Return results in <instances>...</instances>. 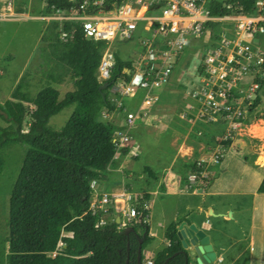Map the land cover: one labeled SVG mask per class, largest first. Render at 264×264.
<instances>
[{"label":"trees","instance_id":"trees-1","mask_svg":"<svg viewBox=\"0 0 264 264\" xmlns=\"http://www.w3.org/2000/svg\"><path fill=\"white\" fill-rule=\"evenodd\" d=\"M42 1L46 14L53 9L69 10L75 6L68 0ZM125 1L104 0L103 7L113 10ZM256 1L210 0L208 8L214 16L247 15ZM95 10L96 7L89 8L91 12ZM210 26L212 29L218 27L214 23ZM61 33L68 35L66 41L61 40ZM40 42L42 63L53 64L48 79L60 84L62 77L68 75L74 88L61 98L56 87L46 85L31 96L29 74L26 73L15 86L11 99L0 103V120L6 124L0 125V151L15 144L26 146L8 199L6 264H125L127 258L128 264H137L139 247L141 264L146 261L192 264L188 251L182 248L177 237L179 224L183 221L190 224L185 218L168 225L165 230L167 245L153 259L145 260L143 252L153 242L148 224L143 222L149 214L145 207L149 195L135 203L139 214L128 226L134 231L128 236L125 228H119L114 222L100 226L102 212L98 215L90 212L94 194L92 184L105 178L113 162L116 151L112 139L119 129L113 123L100 121L99 115L103 109L117 110L110 101L111 85L120 78L129 79L124 70L132 68V61L123 60L116 52L108 80L110 85L99 91L102 83L97 77L98 69L108 43L85 38L77 22H50ZM262 69L264 71V63ZM25 104L34 108L28 110ZM254 105H259L258 98ZM70 107L73 110L65 124L58 129L52 128L51 118ZM27 115L28 130L24 132ZM145 171L150 175L148 169ZM2 172L0 157V175ZM257 193L264 195V177Z\"/></svg>","mask_w":264,"mask_h":264},{"label":"built area","instance_id":"built-area-1","mask_svg":"<svg viewBox=\"0 0 264 264\" xmlns=\"http://www.w3.org/2000/svg\"><path fill=\"white\" fill-rule=\"evenodd\" d=\"M68 1L75 6L69 10L53 9L44 19L58 23H80L85 38L108 43L98 69L100 83L110 79L116 53L113 44L131 41L139 33L141 36L135 58L131 60L132 68L124 70L129 79L116 80L110 89L111 103L121 108L125 116L123 126L113 134L112 143L116 153L130 145V131L137 119L147 116L145 109L127 111L123 101L143 91V104L145 108L151 107L156 100L155 91L174 82L175 69L186 54L190 42L200 39L202 35L206 43L200 57L204 85L192 96L197 104L194 115L206 122L215 121L218 116L231 119L237 130L241 121L250 114L248 109L255 102L251 101L260 88L257 81L261 80L257 75L264 73L263 1H256L253 10L247 15L228 16L212 15L208 8L210 0H126L113 10L102 7L104 0L99 3L94 0ZM90 7H96V10L91 12ZM3 8L5 13L12 12L13 1L7 0ZM10 17V14L0 16ZM212 23L217 26L223 24L227 29L211 39ZM145 29L148 31L146 34ZM67 38L66 33H61V40L66 41ZM191 115V111H185L181 118ZM197 166L200 167L201 162H197ZM198 175H202L200 168ZM198 175H190L189 184L195 182ZM110 197L103 194L99 200L91 202L92 215L102 212L100 226L107 224L106 206L112 204L113 212L117 210L115 198ZM121 198L123 205L118 211H125L130 225L139 214L135 203L143 198L131 193H123ZM146 220L147 217L143 222ZM146 264L151 262L146 261Z\"/></svg>","mask_w":264,"mask_h":264},{"label":"crops","instance_id":"crops-1","mask_svg":"<svg viewBox=\"0 0 264 264\" xmlns=\"http://www.w3.org/2000/svg\"><path fill=\"white\" fill-rule=\"evenodd\" d=\"M6 1H2L0 16L10 14L12 17L0 18V61L4 56H11V61L14 60L10 47L16 38L21 45L30 46L31 53L29 55L31 56L41 43V36L47 26L44 19L47 14L44 17L39 16L40 10L45 9V3L42 0H37L35 5L33 4L34 0H12V12L5 13L3 7ZM147 32L145 29L144 34ZM28 63L29 61L27 65ZM25 68L17 76L19 79ZM176 69L173 85L181 84L187 88L193 83L189 82L190 80L186 82V76L191 72H189L190 67L184 66V62L180 66L178 63ZM170 85L155 91L156 100L149 108H145L143 104L145 95L143 91H138L135 97L123 101L124 106L131 109L129 111L145 109L147 116L137 119L130 131V145L115 154L113 162L107 168L105 178L92 184L94 190L92 200H99L103 194H107L115 198V204H117L122 200L119 196L127 190L134 196L142 198L146 195L150 196L147 202L149 214L146 223L153 242L143 252L145 260L153 259L167 245L165 230L168 225L179 218H185L209 237V243L215 254V261L209 264H264V212H260L254 205V201L260 195L257 193V188L264 173L250 192H246L242 186L245 177L240 176L239 185L227 186L220 185L223 183L221 174L204 189L188 190V188L180 187L181 170L179 171L175 166L180 153L179 149L177 150L174 146V141L178 134L187 136L189 132L186 128L190 129L198 123L196 116L194 119L181 118L185 111L193 113L197 104L189 95L182 97L180 94L173 93L168 88ZM188 105L194 110L186 109ZM116 109L123 118L115 115L114 111L103 109L99 120L104 123H113L118 128L123 126L125 118L123 111L121 108ZM192 115L194 116V113ZM144 140H152L158 144L155 150L157 154L155 160L150 164L143 162L142 166H138L136 162L139 163L144 154V149H142L145 147ZM164 153L165 160L162 161L161 155ZM146 169L151 172L150 175L145 171ZM184 193L192 196L201 193L205 197H220L222 200L227 196L251 195L252 201L246 207L243 204L240 206L236 204L234 208L233 205L228 204L223 206L221 201L220 204L210 202L206 207L203 205L191 207L179 198ZM245 210L251 215L249 225L246 224L247 228L242 227L243 225L235 218L236 212L240 214ZM167 214L171 215V219L164 218V215L167 218ZM229 222L233 224H227ZM182 223H185L186 227L190 225L185 221ZM187 251L196 264L193 249L191 251L187 249Z\"/></svg>","mask_w":264,"mask_h":264},{"label":"rangeland","instance_id":"rangeland-1","mask_svg":"<svg viewBox=\"0 0 264 264\" xmlns=\"http://www.w3.org/2000/svg\"><path fill=\"white\" fill-rule=\"evenodd\" d=\"M2 1L0 0V11L2 10ZM36 1H33V4L36 5ZM96 2H101L102 0H94ZM146 1V0H143ZM225 1V0H217ZM264 2V0H261ZM103 7V6H102ZM23 8V7H22ZM104 8V7H103ZM41 9V8H40ZM32 11V10H31ZM40 17L46 15L45 9L40 10ZM46 24H49L51 21L45 19ZM227 29L225 25L221 24L218 27L212 29L211 39L213 36H216L219 32ZM17 39V38H16ZM14 40L10 47V52L14 56L12 60L11 56H4L0 61V103L3 104L6 100L11 99V94L20 80L17 76L21 71L26 67L27 62L29 61L27 67L23 71V74L28 73L29 81V91L31 96H35L36 93L45 87L46 85H52L60 91V97L62 98L67 92L72 91L74 88L73 80L68 76L62 77V82L60 84L53 83L48 79V73L51 71L53 64L45 65L42 63L39 57V48L42 46L40 43L38 47L33 51L30 56V46L21 45L19 40ZM141 36L140 33L137 34L131 41H117L113 44V48L116 52L119 53L120 57L125 60H133L135 57L136 48L140 42ZM205 36L202 35L200 39H193L190 42V46L187 48L186 54L179 61L180 64L184 62V66L190 67V75L186 76L188 82H193L184 87L181 84H172L168 88L176 94H180L182 97H192L193 94L199 92L203 85V74L200 67V57L201 52L206 48ZM30 57V59H29ZM185 59V60H184ZM178 67V65H177ZM177 69H175L176 72ZM62 72V71H60ZM259 80L263 83L262 86L254 94L253 101L256 98L259 99V105L255 107L252 105L248 109L250 114L241 121L239 128L236 130L233 126L231 119L217 117L215 121L206 122L205 119H198V123L194 124L190 129L189 127L186 130L189 132L188 135L178 134L177 138L174 141V146L180 153L179 160L176 162V167L180 171V187L188 188V190L193 189H204L209 183L220 174L222 175V182L220 185L227 186H237L240 182V176L245 177L243 183V188L246 192L253 190L254 185L257 183L259 178L263 177L264 173V73L261 72L257 75ZM184 84V83H183ZM28 110L34 108L31 104H25ZM126 110H131L129 107L125 106ZM188 110H194L188 105ZM73 107L64 109L58 115L54 116L50 120V126L54 129L62 127L65 122L68 120L72 113ZM115 115L123 118L118 110ZM119 113V114H118ZM193 113H196L193 111ZM192 113V114H193ZM191 119L195 118V115L190 116ZM103 120V118H102ZM29 116L27 115L23 124V130L26 132L28 130ZM191 124V123H189ZM1 126H6V124L0 120ZM191 126V125H190ZM144 154L142 159L136 162V165L142 166L143 162H153L156 156V148L158 144L152 140H144ZM26 146L15 144L6 146L2 152L0 151V157L2 158L3 163V172L0 175V264H6L7 256V247H6V218L8 210V199L11 194L14 182L17 178L18 172L21 168L22 161L24 158ZM143 152V150H142ZM164 155V156H163ZM161 155V160H165V153ZM202 156V158H201ZM204 157V159H203ZM197 162H201V166H197ZM152 165V164H151ZM200 171L202 175H198ZM198 175L195 182L189 184L188 178L190 175ZM243 181V180H242ZM241 181V182H242ZM129 193V191H125ZM124 192V193H125ZM185 192V191H183ZM121 199V196H119ZM112 198V197H110ZM180 199L188 203L191 207H199L203 205L206 207L210 202L222 203V205H234L238 204L239 206L243 204L245 207L252 201L251 195L247 196H227L222 198H211L208 196H203L201 193L198 195H189L184 193L179 196ZM221 199V200H220ZM112 200V199H111ZM221 201V202H220ZM220 202V203H219ZM123 203L120 202L116 204L117 210L114 213L112 210V204L106 206L107 212L106 219L108 223H116V220L119 217L118 226L119 228H128L129 226V217L125 216L124 210H119L122 208ZM184 205V204H183ZM257 209L260 212H264V195H259L254 201ZM116 214V215H115ZM250 213L245 210L240 214H235L242 224V227L247 228V225L250 223ZM164 218L171 219V215L167 218L164 215ZM117 220V221H118ZM227 224L232 225L233 223L229 222ZM247 224V225H246ZM125 226V227H124ZM157 232V230H156ZM159 233V230H158ZM64 236H70L69 234L63 233ZM191 251V248H188ZM54 256V254H50ZM192 264H195L192 261Z\"/></svg>","mask_w":264,"mask_h":264},{"label":"water","instance_id":"water-1","mask_svg":"<svg viewBox=\"0 0 264 264\" xmlns=\"http://www.w3.org/2000/svg\"><path fill=\"white\" fill-rule=\"evenodd\" d=\"M109 85V82H103L99 86V91L105 90ZM117 220L116 224L119 222V220ZM133 232L134 231L132 228H125V233L127 236ZM177 237L183 249H193L196 257V264H209L215 261V254L213 252L212 246L209 243V237L202 230H199L194 224H190L188 227H186L185 223L179 224L177 228ZM141 242L142 240L139 239L140 244ZM128 261L129 259L127 258L125 264H128ZM136 261L137 264H141L140 247L137 252Z\"/></svg>","mask_w":264,"mask_h":264},{"label":"bare ground","instance_id":"bare-ground-1","mask_svg":"<svg viewBox=\"0 0 264 264\" xmlns=\"http://www.w3.org/2000/svg\"><path fill=\"white\" fill-rule=\"evenodd\" d=\"M175 29H178L177 27H175ZM147 30V29H146ZM120 204V201L118 202Z\"/></svg>","mask_w":264,"mask_h":264}]
</instances>
